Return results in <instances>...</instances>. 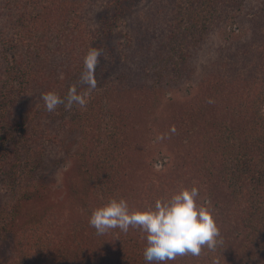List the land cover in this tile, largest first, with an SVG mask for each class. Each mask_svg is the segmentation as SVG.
Instances as JSON below:
<instances>
[{
    "label": "rangeland",
    "instance_id": "374dc122",
    "mask_svg": "<svg viewBox=\"0 0 264 264\" xmlns=\"http://www.w3.org/2000/svg\"><path fill=\"white\" fill-rule=\"evenodd\" d=\"M150 2L131 1L127 19L134 21L139 10L145 15L146 10L151 9ZM43 3L46 0H42ZM97 4L103 5L105 0H97ZM32 11L31 0H0V36L4 37H0V264H14L17 260L19 264H86L90 262L85 258L89 247L70 240L75 235L71 225L76 226L75 220L81 218L77 217V204L69 193L70 188L72 191L75 187L71 178L75 181L74 178L79 180L81 177L82 186L88 182L93 194L92 188L96 190L97 182L103 180L101 174L114 168H118L119 176H123L127 185H133L130 183L137 179L154 181L161 178L166 174L163 173L166 163L178 162L175 165L184 169L186 185L192 187L195 184L201 195L208 178L199 171L195 160L202 153L203 143L214 135L203 124L195 125L189 117H184L177 107L178 103L183 108L188 105L189 96L200 90L198 82L185 81L173 70L165 71L160 82L155 76L157 69L153 62L146 65L138 56L125 61V55L130 57L125 50L123 54L120 51L121 59L112 52L103 54L95 72V89L89 91L87 86L77 85L80 74L68 64L64 54L67 48L64 40L72 35L65 30L63 41L57 42L61 33L55 31V24H62L58 20L48 27H31L27 17H37V12ZM38 17L39 20L54 19L47 14ZM210 39L195 61L197 72H201L202 62L214 56V48L223 36L218 30ZM211 65L210 62L208 66ZM123 66L129 72L119 77L124 72ZM73 84L79 92L87 93L85 106L74 104L71 109H66L60 104L55 111H47L41 94L54 91L64 99L67 88ZM111 97L119 101L113 110H109ZM119 105L125 109H118ZM183 118L189 122L183 123ZM84 134L96 139L95 147L86 156L85 166L78 155ZM161 135L164 139L157 140ZM97 152H101V158ZM15 167L20 177L17 176L14 186ZM107 178L110 180L111 176ZM227 178L232 183L231 196L223 199L224 193L220 189L199 197L201 202L210 201L213 214L217 199L225 203L228 211L240 210L247 196L250 201L252 178L231 174ZM244 185L251 188L238 198L236 188ZM22 188L26 196L21 195ZM102 196L104 194L99 198ZM18 201L20 207L17 204L10 212L12 204ZM11 219H14L13 223ZM11 224L17 225L19 235H15ZM223 232L246 240L247 230L242 227L235 225ZM77 236L82 240L84 233ZM72 245L81 254L73 255ZM193 257L197 259L198 256L191 257L194 264H198ZM107 262L101 259L96 264ZM210 262L204 261V264Z\"/></svg>",
    "mask_w": 264,
    "mask_h": 264
},
{
    "label": "trees",
    "instance_id": "16d2710c",
    "mask_svg": "<svg viewBox=\"0 0 264 264\" xmlns=\"http://www.w3.org/2000/svg\"><path fill=\"white\" fill-rule=\"evenodd\" d=\"M131 1L134 0H105V4L96 5L97 0H51L50 3L46 0L45 4H42V0H31L37 17L29 15L27 19L35 29L39 25H53L55 20L62 21V24H55V31L61 33L57 42L63 41L65 30L72 35L64 40L67 44L64 54L68 57V64L78 74L83 71V58L89 48H97L102 53L100 60L105 52H112L121 59L125 50L130 57L125 55V60L123 56V65L124 60L132 61L137 56L138 59L143 58L146 65L153 62L157 69L154 70L155 76L160 82L167 70L180 73L185 81L198 82L200 90H195L189 96L188 105L183 108L178 103L177 107L184 117H189L195 125L203 124L214 135L203 143V154L195 160L199 171L208 178L200 196L220 189L224 193L223 199L231 196L229 174L252 178L253 191L249 195L250 201L247 196L240 210L228 211L225 203L216 200L213 215L220 229L218 245L214 251L203 248L200 256L192 259L197 260L198 264H204V261L215 264L217 260L219 264H247V261L249 264H264V0H150V11L146 10L145 15L144 11H137L134 21L127 19ZM42 13L54 19L39 20L38 15H45ZM218 30L223 40L215 46L214 56L198 64L201 72L195 71L199 53ZM0 37L4 39L3 35ZM210 62L212 65L209 67ZM123 67L124 72L119 77L129 72ZM79 78L77 76V85ZM118 102L111 97L109 110L115 109ZM119 108L125 109L121 105ZM186 118L181 121L188 123ZM83 138L78 155L85 166L86 156L95 147L96 139L89 138L88 134H84ZM97 154L101 158V152ZM93 156L96 157V152ZM175 164L166 163L163 172L166 174L161 178L154 181L149 178L137 179L130 183L133 185H127L122 180L123 176H119L118 168H114L112 172L109 170L101 174L103 180L97 182L96 190L92 188L93 194L88 182L82 186L81 177L79 180L74 178L75 181L71 178L75 187L72 191L70 188L69 193L77 204V217L81 218L75 220L76 226L71 225L75 235L70 240L78 242L79 246L83 243L89 247V252L85 251V258L90 262L86 264H96L101 259L108 261L106 264H148L143 255L146 233L130 227L127 233L116 229L115 232L109 230L98 235L89 224L91 211L111 198H125L130 209L153 207L157 199L170 198L182 187H189L182 174L184 169ZM16 167L12 182L14 186L19 176ZM109 176L111 179H106ZM174 176H179L175 177L178 180ZM250 188V185L238 186L237 197L241 198ZM22 191L21 195L26 196L23 188ZM103 194L100 199L99 196ZM17 204L20 207L21 202L13 203L10 212L15 210ZM11 221L13 223L14 219ZM235 225L247 230L246 240L223 232ZM11 226L17 233L15 235H19L17 225ZM81 233H84V240L77 236ZM70 247L74 248V245ZM77 252L81 254L74 248L73 255H77ZM191 257L178 256L163 264H194ZM14 264H19L18 260ZM151 264L160 262L153 261Z\"/></svg>",
    "mask_w": 264,
    "mask_h": 264
},
{
    "label": "clouds",
    "instance_id": "9594fccd",
    "mask_svg": "<svg viewBox=\"0 0 264 264\" xmlns=\"http://www.w3.org/2000/svg\"><path fill=\"white\" fill-rule=\"evenodd\" d=\"M101 55L99 49L89 48L83 58L79 84L87 86L89 91L97 87L95 70ZM86 94L79 92L77 85L73 84L64 99L54 91L42 93L41 99L46 110L53 112L60 104L66 109H71L74 104L85 106ZM156 139L162 140L164 136ZM199 197V188L194 184L190 188L182 187L168 199H157L153 207L145 209H130L125 198H111L91 211L89 224L98 235L111 229L127 233L130 227L146 233L143 255L148 264L153 261L163 264L178 256H200L205 247L211 251L216 249L220 229L210 201L201 202Z\"/></svg>",
    "mask_w": 264,
    "mask_h": 264
}]
</instances>
